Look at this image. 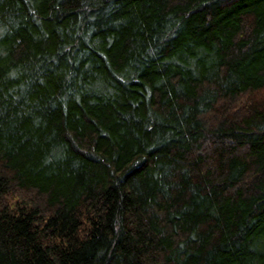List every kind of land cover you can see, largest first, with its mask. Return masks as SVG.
Instances as JSON below:
<instances>
[{
  "label": "trees",
  "instance_id": "obj_1",
  "mask_svg": "<svg viewBox=\"0 0 264 264\" xmlns=\"http://www.w3.org/2000/svg\"><path fill=\"white\" fill-rule=\"evenodd\" d=\"M0 264H264V0H0Z\"/></svg>",
  "mask_w": 264,
  "mask_h": 264
}]
</instances>
